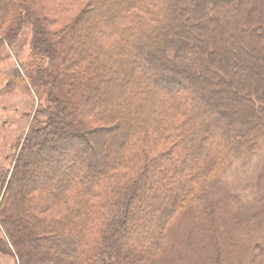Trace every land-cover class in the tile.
<instances>
[{"label": "trees", "instance_id": "1", "mask_svg": "<svg viewBox=\"0 0 264 264\" xmlns=\"http://www.w3.org/2000/svg\"><path fill=\"white\" fill-rule=\"evenodd\" d=\"M93 11L101 19L88 23ZM25 24L44 121L0 167V251L9 244L20 264L43 252L59 264H154L187 246L206 264H264V189L226 201L208 189L264 146V0H0L5 37ZM63 111L108 134L109 149L87 154ZM29 168L45 175L36 186ZM229 211L256 224L223 227ZM149 216L160 221L144 233Z\"/></svg>", "mask_w": 264, "mask_h": 264}, {"label": "rangeland", "instance_id": "2", "mask_svg": "<svg viewBox=\"0 0 264 264\" xmlns=\"http://www.w3.org/2000/svg\"><path fill=\"white\" fill-rule=\"evenodd\" d=\"M77 13L78 10L77 12H72V14ZM97 19H101V14L100 12L93 11L87 22H95ZM63 24L64 23L53 24L51 29L57 32L63 27ZM3 26L4 27L0 29V167L11 170L14 164L15 155L24 144V139L28 133V128L31 122L36 118L39 123L44 121L36 114L40 108L44 107L45 102L43 99H39L38 95H36L32 89L31 81L28 77L30 69H28L27 72V65L29 62L35 60L32 58L30 50V42L34 34L33 26L25 24V26L22 27L21 32L16 37H10V39H8L9 37L7 36V38L5 37V34L8 31V26ZM37 30L40 31L41 28L38 27ZM82 34H84V31ZM35 62L38 61L35 60ZM210 66H215L214 61L210 62ZM219 69L221 70V68ZM67 81L69 82V80ZM251 82L258 84V78H254ZM231 85L235 87L238 94L243 95V91L238 89L235 83H231ZM258 100H260L259 97ZM3 106L6 108L4 109ZM68 115L69 111H63L61 120L65 126L71 125V129L73 131L76 130V134L88 140L92 147L88 149L89 151L87 154H101V151L109 149L107 146L104 148L105 144H108L109 142L108 134H101L102 136H99L91 134V130L78 129ZM109 125L111 124H102V129L110 130L118 127V125L114 127H110ZM23 177L26 181H30L29 183L31 185L36 186L39 183L38 181L45 178V175L42 174L38 168H29L27 169L26 175H23ZM10 184L11 180L8 178L5 182L7 191L9 190L8 186H10ZM245 187L256 191L264 189V146H260L253 155L246 156L242 161L234 163L215 183L213 182V186L211 185L208 189H210L212 195H214L212 198L213 200L226 201L228 194L237 193L238 190L241 191ZM261 207L264 209V201L261 204ZM224 210H226V208ZM51 213L57 218H60L62 211L57 208L53 209ZM224 214L226 215H224L223 218V227L229 225L228 221H234L235 219L242 220L250 227L252 224H256L254 219L249 218L247 214L244 215L242 212L235 213V211H229ZM133 216L134 215L130 216V221ZM159 218L160 217L149 216V219H151L149 222L151 226H145L142 232L153 233V225L160 221ZM177 224L174 225L173 232L175 229L177 230L181 228L180 226H182L184 222L181 223L180 226V223ZM181 233H185V230L183 229ZM2 238H4V233L0 227V240ZM3 240L5 241V239ZM140 240L142 239H137V245H139ZM140 246L142 247L143 244L140 243ZM40 250L42 251L43 248H40ZM42 258L43 262L41 264H59L57 256L53 253L43 252ZM0 264H20L19 259L15 256L9 244H5L4 251H0ZM154 264H206V262L197 261L196 258L191 255L187 246L178 248L175 246L170 252L156 257Z\"/></svg>", "mask_w": 264, "mask_h": 264}, {"label": "bare ground", "instance_id": "3", "mask_svg": "<svg viewBox=\"0 0 264 264\" xmlns=\"http://www.w3.org/2000/svg\"><path fill=\"white\" fill-rule=\"evenodd\" d=\"M81 148L79 146H77L75 149L72 150V152H77V151H80Z\"/></svg>", "mask_w": 264, "mask_h": 264}, {"label": "flooded vegetation", "instance_id": "4", "mask_svg": "<svg viewBox=\"0 0 264 264\" xmlns=\"http://www.w3.org/2000/svg\"><path fill=\"white\" fill-rule=\"evenodd\" d=\"M3 108L5 109L6 107H5V106H3Z\"/></svg>", "mask_w": 264, "mask_h": 264}]
</instances>
